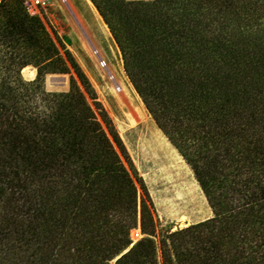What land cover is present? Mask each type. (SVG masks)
<instances>
[{
    "label": "trees",
    "instance_id": "16d2710c",
    "mask_svg": "<svg viewBox=\"0 0 264 264\" xmlns=\"http://www.w3.org/2000/svg\"><path fill=\"white\" fill-rule=\"evenodd\" d=\"M91 1L213 216L160 231L115 125L86 99L79 81L96 97L83 71L40 17L9 0L0 5V255L15 257L0 264H159L158 249L162 264H264V0ZM28 65L33 80L22 75ZM71 69L68 91L46 89L47 74ZM138 225L144 236L132 244Z\"/></svg>",
    "mask_w": 264,
    "mask_h": 264
},
{
    "label": "rangeland",
    "instance_id": "374dc122",
    "mask_svg": "<svg viewBox=\"0 0 264 264\" xmlns=\"http://www.w3.org/2000/svg\"><path fill=\"white\" fill-rule=\"evenodd\" d=\"M43 22L61 54L70 53L91 85L95 99L78 80L88 102L95 108L97 101L115 125L132 165L147 187L160 231H174L212 217V208L192 168L158 127L126 75L121 51L93 2L68 0L64 4L53 0ZM95 49L98 54L94 53ZM26 67L22 70L23 77L33 80L37 68ZM72 75L78 79L73 69L68 73L47 74L46 89L68 91ZM118 151L121 153L119 148ZM122 158L130 168L123 155ZM137 185L139 196H142L138 181ZM6 209L0 201V233L5 232L3 216ZM160 239L161 235H158V245ZM5 257L0 255V261L11 263L15 255L10 253L6 260ZM115 261L113 259L111 263ZM158 261L162 264L160 249Z\"/></svg>",
    "mask_w": 264,
    "mask_h": 264
},
{
    "label": "built area",
    "instance_id": "2783aa9c",
    "mask_svg": "<svg viewBox=\"0 0 264 264\" xmlns=\"http://www.w3.org/2000/svg\"><path fill=\"white\" fill-rule=\"evenodd\" d=\"M9 0H0V5L4 4ZM22 2L23 8L25 11L31 16H38L42 20H44V15L47 13L48 8L52 5L53 0H20ZM61 1L64 4L68 3V0H57ZM105 65V61L103 62ZM143 233L141 231L140 225L133 228L130 233V237L132 239V244L136 242L138 239L142 238Z\"/></svg>",
    "mask_w": 264,
    "mask_h": 264
},
{
    "label": "bare ground",
    "instance_id": "6f19581e",
    "mask_svg": "<svg viewBox=\"0 0 264 264\" xmlns=\"http://www.w3.org/2000/svg\"><path fill=\"white\" fill-rule=\"evenodd\" d=\"M94 53L98 54V53H99V51L95 49V50H94ZM26 68H27V67H25V68L23 69V71H25V70H26ZM31 72H32V71H31ZM33 73H34V72H33ZM113 75H114V74H111V76H112V77H114ZM188 194H189V193H188Z\"/></svg>",
    "mask_w": 264,
    "mask_h": 264
}]
</instances>
